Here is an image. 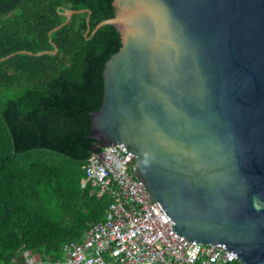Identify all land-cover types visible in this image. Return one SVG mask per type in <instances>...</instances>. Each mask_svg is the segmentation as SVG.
<instances>
[{"label":"water","instance_id":"obj_1","mask_svg":"<svg viewBox=\"0 0 264 264\" xmlns=\"http://www.w3.org/2000/svg\"><path fill=\"white\" fill-rule=\"evenodd\" d=\"M122 46L89 139L124 143L172 229L264 264V0H113ZM54 51L26 55H57ZM15 54L1 58L7 61Z\"/></svg>","mask_w":264,"mask_h":264},{"label":"trees","instance_id":"obj_2","mask_svg":"<svg viewBox=\"0 0 264 264\" xmlns=\"http://www.w3.org/2000/svg\"><path fill=\"white\" fill-rule=\"evenodd\" d=\"M89 10L91 30L115 16L113 0H0V264L30 250L63 256L66 242L103 221L113 201L98 196L86 165L98 142L91 113L104 99L106 62L122 46L106 25L87 39L88 12L66 21L59 8ZM57 55H26L54 51Z\"/></svg>","mask_w":264,"mask_h":264},{"label":"built area","instance_id":"obj_3","mask_svg":"<svg viewBox=\"0 0 264 264\" xmlns=\"http://www.w3.org/2000/svg\"><path fill=\"white\" fill-rule=\"evenodd\" d=\"M136 157L124 143L103 148L86 165L98 196L113 201L103 221L84 232L83 241L66 242L63 256L41 257L27 250L22 264H242L233 252L190 242L172 229L157 202L135 175Z\"/></svg>","mask_w":264,"mask_h":264}]
</instances>
